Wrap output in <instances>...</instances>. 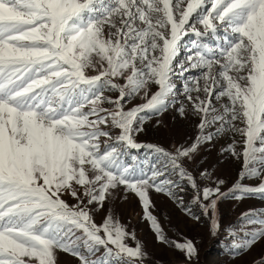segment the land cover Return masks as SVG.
<instances>
[{"label": "snow or ice", "instance_id": "1", "mask_svg": "<svg viewBox=\"0 0 264 264\" xmlns=\"http://www.w3.org/2000/svg\"><path fill=\"white\" fill-rule=\"evenodd\" d=\"M189 35L195 47L181 61ZM191 69L199 72L184 78L187 111H177L197 117L196 141L172 151L138 142L148 114L176 105L174 77ZM134 98L143 102L126 107ZM226 133L242 148L233 139L223 151L243 162L228 192L223 179L185 167ZM142 148L157 154L148 172L122 161ZM172 174L190 186L212 235L222 227L219 200L264 194V0H0V264H58V251L78 264H145L143 244L105 209L121 187L138 198L155 240L192 264L196 242L170 240L150 210L155 191L200 220L173 191L184 189ZM241 223L247 231L231 233L236 249L264 242V212Z\"/></svg>", "mask_w": 264, "mask_h": 264}, {"label": "rangeland", "instance_id": "2", "mask_svg": "<svg viewBox=\"0 0 264 264\" xmlns=\"http://www.w3.org/2000/svg\"><path fill=\"white\" fill-rule=\"evenodd\" d=\"M108 3V0H104ZM101 5L97 4L99 10ZM222 36V34H221ZM197 38L187 36L181 42L180 53L178 59L186 60L191 50L195 47L194 41ZM207 43L212 47H217L222 43V39L207 38ZM198 69H191L185 72L183 76L174 77L176 83V105L170 107L167 111L155 115L148 114V119L143 123L144 131L137 134V140L141 143H151L163 147L169 151L174 150V147L181 145L188 146L196 141V137L200 134L197 127V117L190 114L181 116L177 111L180 104H185L183 95V84L185 77H195L198 75ZM89 74H94L89 72ZM155 89H153L154 91ZM106 96L115 97L117 93L106 92ZM140 98L132 99L126 107H132L142 103ZM108 107V105H104ZM187 111V105H186ZM206 131H213L207 129ZM233 139L237 141V150L242 148L239 143L241 137L231 133L214 136L213 140L207 144H201L198 152L195 154L193 161H188L185 164L189 170L195 174L196 170H206L214 175V178H220L225 181L222 186V191L228 192L233 184L238 180L239 172L242 170V159L238 160L231 153L223 151ZM122 161L127 165L135 166L139 170L148 172L150 167L157 162V154L147 148L131 149L123 157ZM171 178L184 189L178 192V196L184 198L193 213L200 216V220L196 221L182 211L177 202L168 197L165 193H156L152 191L150 198L153 201V214L161 223L168 238L172 241H181L184 238L191 239L196 242L199 255L193 260L192 264H254V261L264 256V242H257L248 251H240L234 247L233 237L231 235L233 229L239 228L247 231L248 226L241 223V218L245 213L254 211L256 213L264 212V194L252 193L242 199H234L232 196L222 198L218 201L217 217L221 222V230L212 235L209 231L208 219L202 215L199 208L191 203L190 197L192 190L187 182L180 180L178 175L172 174ZM206 183V182H205ZM241 183L249 186H258V179H244ZM125 197H127L125 199ZM63 199L70 205L75 203V200L69 195H65ZM107 209L114 218L124 225L129 232H134L137 241L141 242L147 252L145 264H185L184 257L173 247L163 245L155 240V235L151 229L150 223L143 218L142 206L138 203V198L132 193H126L123 188L114 190L111 197L105 203ZM106 215L105 210L94 214V220L100 223ZM240 241V235L237 234L235 242ZM130 245L135 244L129 240ZM103 249H101V253ZM100 253H98L99 255ZM58 264H78L75 257L67 253L58 251L56 256Z\"/></svg>", "mask_w": 264, "mask_h": 264}]
</instances>
